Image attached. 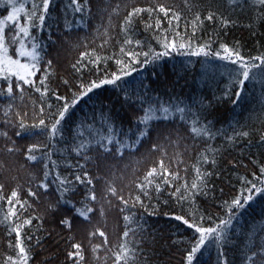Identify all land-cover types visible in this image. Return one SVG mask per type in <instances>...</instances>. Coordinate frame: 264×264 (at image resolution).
<instances>
[{
  "label": "snow or ice",
  "instance_id": "1",
  "mask_svg": "<svg viewBox=\"0 0 264 264\" xmlns=\"http://www.w3.org/2000/svg\"><path fill=\"white\" fill-rule=\"evenodd\" d=\"M128 7L124 0L115 6L110 2L103 6L96 4V13L107 15L110 27L113 19L123 21L122 44L118 52L103 58L104 75H96L100 71L98 65L101 58L93 59V55L85 52L72 65V71L66 78H60L53 68V62L45 59V45L37 30L51 28L63 18L64 27L70 31L73 21L68 19L69 10L73 16L79 15L80 23L86 25L87 18L93 15V0H59V3L58 0H39V3L34 0L30 10L26 3H19L18 0H0V8L6 12L0 18V97L8 101L2 106L3 117L0 118V138L3 139L0 150L22 157L24 164L21 166L28 170L26 188L20 184L12 188L0 184V209H3L4 202L8 205L0 223L4 232L12 238L9 254L6 259H0V264H30L36 247L42 243L38 233L49 231L44 228L43 222L55 226L49 235L57 233L56 229H59V236L70 241L64 251V264H88L89 251L95 254L101 248L109 254L104 257L103 264H108L109 258H112L113 264H150V260L141 259L138 252L145 244L154 245L156 238L145 232L141 217L136 212L140 209L147 212L142 196L151 201L158 199L165 191L169 192L168 201L174 198L181 209V214L174 217L182 222V225L176 226L177 233H174L181 238L173 239L170 245L179 257L175 264H264V215L258 224L255 219L251 223H241L254 205L259 204L264 210V160L253 161L259 168V176L253 174L254 178L249 179L247 175H237L235 184L227 192L222 189L220 197H210L209 193L214 189L208 187L219 170L217 157L227 148L237 147V141H247L248 147L264 149V119H259L258 145L252 143L257 129L251 115L244 122L236 120V126L217 127V115L222 107L223 111L235 113L245 98L256 100L264 113V52L246 60L235 42L230 47L219 40V48L213 47L221 30L226 32L229 24L235 26L233 16L237 10L247 17L249 32H256L264 26V0H213L207 6L201 0H186L185 24L190 20L192 31H186L183 35L175 30L181 17L173 12L169 18L167 5L158 8L156 15L163 13V17L154 22V6L145 9L133 4L130 12L127 11ZM207 8L214 10L209 11L205 18L202 9ZM144 12L148 13L147 20L141 15ZM161 19H167L168 27L162 28ZM205 19L218 22L219 28L213 29L214 39L201 41L197 33L206 30ZM173 21L177 22L176 25ZM141 22L144 31L153 33L155 45L136 39V30ZM64 35L68 36V33ZM64 43L72 48L80 46L78 42L73 43L70 37ZM157 47L161 50L158 51ZM173 53L188 58L189 64L178 61L177 80H170V87L158 93V86L150 77L154 75L158 78L156 70L163 67L160 62ZM85 57L89 62L87 65L84 63ZM192 57L204 58L201 62L204 71L199 74L198 81L193 77V82L197 83L198 90L207 88L211 95L198 91L189 97L176 90L183 87L179 80L184 79L188 83L186 76L195 67L191 62ZM217 60L228 61L237 67L229 70V65H223L224 71L209 75L205 66ZM45 64L47 68H43ZM93 64L97 67H92ZM48 69H52L51 73ZM40 71L44 74L37 84L35 78ZM133 73L139 77L136 87L127 88L128 80L125 78L132 77ZM225 75L227 82L218 94V86L222 82L220 77ZM92 76L95 78H90ZM254 82L259 84L258 94ZM249 84L252 85L251 90ZM105 86L120 90L113 94L116 104L126 114L118 118L112 102L107 105L101 103L99 120L106 127L108 135L96 139V104L93 103L90 116L85 113L83 118H77L76 112L81 103L92 101L94 96L99 95L98 90ZM32 90L40 93L47 110L42 105L38 124L29 126L25 123L27 113L13 112V101L17 98L22 100ZM229 105H232L231 109ZM176 113H179V121L173 122ZM17 117H20L18 123ZM33 118H37L35 111ZM85 125L87 139L82 131ZM34 127L41 129L43 139L20 144L13 138L21 136V131H30ZM17 128L21 131H15ZM218 139L223 143L215 146L214 142ZM173 141L177 146L191 141L184 145L185 154L197 153L198 165L194 168L195 178L191 183L180 175L179 165L182 161L177 160V168L170 170L162 160L159 168L152 167L146 172L144 181L138 185L140 194L133 200L126 199L122 192L113 187L117 177L111 168L107 174L99 176L89 170V165H95L101 158L122 161L126 150L128 156L163 152ZM141 149H146V152L141 153ZM187 171L185 168L186 174ZM157 176L162 183L157 182L150 192L148 185H152ZM236 184H239L238 189ZM117 197L115 208L122 215L123 236H138L140 250L129 247L127 240L123 244L118 241L113 255V250L105 246L111 243L106 232L100 230L94 221L97 216L103 219L108 214L113 207V199ZM215 201L219 203L213 209L211 205ZM39 204L44 205L43 214L33 216V206ZM105 204L108 205L107 209ZM152 213H156L155 208ZM9 217L13 218L11 223H8ZM35 220L42 223L34 226ZM132 223L138 224V233L130 228ZM182 226H186V229L180 231ZM85 229L87 247L83 240L76 241L75 237L76 232ZM98 238H103L100 244L95 243ZM212 248L215 249L214 259L205 260L203 257ZM95 264H101L99 257L95 258Z\"/></svg>",
  "mask_w": 264,
  "mask_h": 264
},
{
  "label": "trees",
  "instance_id": "2",
  "mask_svg": "<svg viewBox=\"0 0 264 264\" xmlns=\"http://www.w3.org/2000/svg\"><path fill=\"white\" fill-rule=\"evenodd\" d=\"M18 2L26 3V6L30 10L31 3L34 2V0H18ZM35 2L39 3V0H35ZM109 2L112 3L113 6L116 4H121V0H93V15L90 18H87L86 25L80 23L79 15L73 16L71 14V10H69L68 19L73 21L70 26V31L64 27L63 18L60 19L59 24H53L51 28L45 27L42 30H37V34L41 36L45 45V59L51 60L53 62V68L56 70L58 77L66 78V76L72 71V65L80 60L81 56L85 52L93 55V59L96 57L101 58V61L98 65L100 71L97 72L96 75H104L103 68L105 65L103 63V58L118 52L123 40L122 19H113L112 25L110 27L107 15L101 16L96 13L97 3H100L101 6H103ZM124 2L129 5L127 8L128 12L132 10L131 5L133 4L136 7L145 9L154 6L155 11L153 12V22L155 19L163 17V13H159V16L156 15L158 8L161 5H167L169 7L170 13L169 18H171V13L173 12L181 17V20L178 22L179 27L175 30L179 31L181 35H183L186 31L188 33H191L192 31L190 20L187 25L185 24V18L187 17V13L185 11L186 0H124ZM212 2L213 0H201V3L205 6L212 4ZM213 10L214 9L212 8H207V10L202 9L204 17L206 18L208 12ZM3 15H6V12L4 9L0 8V18H2ZM121 15H123V10ZM141 15L144 16L145 20L148 19L147 12H144ZM233 19L236 21L235 26L229 24L228 30L226 32L221 30V34L219 38H216L217 42L213 44V47L217 49L219 48V40L225 41L230 47L235 42V44L239 46L238 50L244 54L246 60L264 52V35H262V33H264V26L259 28L256 32H249L248 28L246 27L248 22L247 17L243 14H240L239 10H237V14L233 16ZM21 22L23 23L24 21L22 20ZM176 23V21H173L174 25H176ZM117 25H119V27H117ZM205 25L206 30L198 32V37L201 41L214 39L213 29L219 28L218 22L207 21L205 19ZM161 26L162 28L168 27L167 19H161ZM65 32L68 33V36L64 35ZM69 37L73 43L78 42L80 46L77 48H72L68 44L64 43V41ZM152 37L153 33L144 31L143 22H141L140 27L136 30V39H139L142 42H151L155 45V40L152 39ZM193 43H196V41H193ZM157 50L159 51L161 49L157 47ZM173 57H175V59H173ZM203 59V57L191 58V62L195 65V67L193 71L189 72L186 76L188 81L187 84L185 83L184 79L179 80V84L183 85V87H177L176 90L178 92L182 94L186 93L189 97L198 91H202L207 95H211L207 88L198 90L197 83L193 82V77H196L198 81L199 74L204 71V69L201 67V62ZM178 61L183 62L186 65L189 64L188 58L173 53L172 56L166 57L164 61L160 62L163 67L156 70L159 74L158 78H156L154 75L150 77L155 80V86H158V93L165 92L167 88L170 87L168 84L170 80H177V71L180 68V64L177 63ZM22 62L26 61L22 60ZM84 63L85 65L89 63L86 57L84 59ZM257 64H259V61H257ZM223 65H229V70L237 67V65H230L228 61L219 60H217L214 64L205 67L207 68L208 74L212 75L214 73L218 74L219 72L224 71ZM91 66L94 68L97 67L95 64ZM43 68H47V65H43ZM48 71L51 73L52 69H48ZM85 71H87V68H85ZM109 71H111V69H109ZM43 74V71L37 73V77L35 78L37 84H39V77H41ZM145 75L147 76L149 73H145ZM90 78H95V76ZM125 79L128 80V84L125 85V87L135 88L136 79H139V77L136 76V73H133L132 77ZM220 80L222 82L218 86V94L219 89H222L224 87V83L227 82V76H221ZM25 87L27 88V86ZM248 88L251 90L252 85L249 84ZM58 91L62 90L58 89ZM98 91L99 95L94 96L92 101L81 103L79 109L76 112L77 118H83L85 113H88L90 116L93 103L96 104L97 121L94 124V128L96 130L94 137L96 139L108 135L106 127L102 125L101 121L99 120V108L101 103L107 105L109 102H112L114 105L113 111L118 118L124 117L126 114L125 110L116 104V96L113 94L114 92L119 93V89L113 90L111 86H105L104 89ZM255 92L257 94L259 92L258 83H256ZM233 99L235 100V96H233ZM52 100H54V96L52 97ZM51 102L52 101H49V103ZM7 103L8 101L6 99L0 97V118L3 117L2 106ZM13 104V112L27 113V118L25 119L26 124L29 126L38 124L39 109L43 105V102L40 99V93H36L34 90H32L31 94H26L22 100L19 98L15 99ZM43 106L47 110L46 105ZM228 107L231 109L232 105H229ZM34 111L37 114V118L35 119L33 118ZM250 115L255 122L257 129V134L252 138V143L253 145H258L260 135L259 119H264V113L261 112L259 104L254 99L245 98L235 113L231 111H223L222 107L221 113L217 115V127L228 128L229 124L236 126V120L244 122L249 118ZM19 118L20 117L16 118L17 123ZM178 121L179 113H176L173 117V122ZM0 123H2V119H0ZM15 131L21 130L17 128ZM82 131H84L85 138L87 139V125H85V128ZM13 138L20 144H30L34 141L43 139V134L39 127H34L31 128L30 131H21V136H14ZM188 143H191V141H184L179 146H177L176 142L173 141L172 144L169 145L163 152H155L150 155L136 154L133 156H128L126 150L125 158L122 161H115L111 158H101L96 161L95 165H89V170L94 175L99 176L107 174L109 168H111L112 173H114L117 177L113 187H116L119 192H122L126 199L131 198L134 200L135 197L140 194L138 185L144 181L146 172L152 167L159 168L160 162L162 160L165 166L170 170L177 168V160L182 161V163L179 165L180 175L185 177L188 183H191V181L195 178L194 168L198 165V161L196 159V152L185 154L184 145ZM222 143L223 142L219 139L214 142L215 146H220ZM237 144V147L227 148L222 155L217 157V167L219 170L216 172V175L212 177L211 182L208 184L210 189H214V191L209 193L210 197H220L222 189L227 192L228 188L235 184L237 175H247L249 179L254 178L253 174H255V176H259V168L253 163V161L259 162L264 160V149H260L256 146L248 147L247 141H237ZM2 147L3 139L0 138V148ZM145 152L146 149H141V153ZM23 164L24 159L19 155H9L6 152L0 150V184L7 185L9 188L14 187L16 184H20L26 188L28 182V170L27 168H23L21 166ZM185 168L188 169L187 174L185 173ZM209 170H212L211 167H209ZM157 182L162 183L159 176L153 180L152 185H148L150 192H152V186ZM168 188L170 190L171 185H169ZM236 188H239V184H236ZM152 195L155 197L154 192ZM168 196V191H165L164 194L158 199L153 198L151 201H149L148 198L142 196L141 199L144 201L147 207V212H145L143 209H140L136 212V215L141 217V223L143 224L145 232L156 238V243L154 245L145 244L143 249L138 252L140 258L149 259L150 264H175L176 260L179 258L177 255H175V249L170 247V245L173 239L181 238L178 236V234L174 235V233H177L176 226L182 225L181 221H176L174 219L175 215L181 214V209L175 202L174 198L171 201H168ZM166 201L168 202L166 203ZM116 203H118V197L113 199V207L108 211V214L103 219L97 216L96 221H94V223H98L100 230L106 232L107 239L111 242L105 246L110 247L113 250L114 255L117 248V242L119 241L120 244H123L127 240L129 247L134 248V250H140V240L138 236L133 237L131 234L128 238L123 236V230H125L124 222L122 215L119 214L118 210L115 208ZM218 203L219 201L213 202L211 207L215 209ZM104 207L107 209L108 205L105 204ZM7 208L8 205L6 202H4L3 209H0V221H3V217L7 211ZM43 208V204H39V206L34 205V211L32 215H42ZM153 208L156 209V213H152ZM262 215H264V210L261 209L259 204H256L253 206V209L249 210V213L241 220V223H244L245 221L251 223L253 219H255L258 224ZM12 219V217H9L8 223H11ZM40 223H42V221L35 220L34 226ZM43 224L44 228L48 229L49 231L42 230L40 233H38V235H40L42 238V243L40 246L36 247L33 260L30 262V264H64V251L70 241L64 240L59 236V229H56L57 233L49 235V232L55 226L50 222H43ZM88 227H91V225ZM130 228L135 230L137 233L139 232V226L136 223H132ZM184 229H186V226H182L180 231H183ZM75 237L76 241L83 240L87 247L86 229L76 232ZM102 239L103 238H98L95 243L100 244ZM11 242L12 238L9 237L6 232H4L3 224L0 223V259H6L7 254H9V245ZM108 255V253L103 251V248H101V250L95 254L89 251L88 264H95L96 257H99L101 264H103L104 257ZM214 257L215 249L212 248L205 254L203 258L210 261L213 260ZM129 259H131V257H129ZM108 264H113L112 258L108 259Z\"/></svg>",
  "mask_w": 264,
  "mask_h": 264
}]
</instances>
